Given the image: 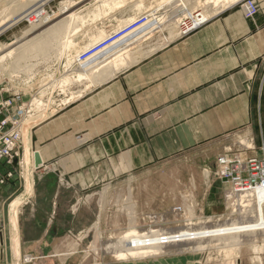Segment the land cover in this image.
<instances>
[{
    "label": "crops",
    "instance_id": "0c3cea01",
    "mask_svg": "<svg viewBox=\"0 0 264 264\" xmlns=\"http://www.w3.org/2000/svg\"><path fill=\"white\" fill-rule=\"evenodd\" d=\"M130 7H111L95 22L79 18L71 53L82 52L131 21L135 13ZM145 31L147 28L107 48L95 63L74 68L65 65V58L58 61L57 38L44 41L45 47L28 45L29 34L20 41L18 66L13 64L11 72L23 64L28 68L35 56L40 59L35 61L34 80L31 71L20 74L23 88L18 104L13 105L14 113L16 107L25 109L20 121L25 124L22 160L28 162L24 169L27 181L9 206L10 223L4 224L0 235V264H25L22 253L28 250H34V258L44 256L43 239L34 243L22 239L21 218L24 204L37 201V188H47L49 180L53 181L55 202L63 195L58 177L74 188L93 186L212 144H227L232 137H245L254 128V108L260 106L257 77L264 64V6L258 17L248 21L227 7L183 36L142 35ZM126 53L132 56L124 68L115 72L105 66ZM79 72L91 79L55 88L59 79L68 76L74 80ZM35 153L41 162L38 168ZM69 194L74 197L73 191ZM35 214L29 213L31 218ZM47 229L51 236L58 234L55 221ZM49 246L65 263L69 249L65 254L66 249L55 243ZM168 261L173 262L161 259L157 264ZM39 262L52 264L53 260L45 257L35 264ZM145 263L152 264L149 260Z\"/></svg>",
    "mask_w": 264,
    "mask_h": 264
},
{
    "label": "rangeland",
    "instance_id": "374dc122",
    "mask_svg": "<svg viewBox=\"0 0 264 264\" xmlns=\"http://www.w3.org/2000/svg\"><path fill=\"white\" fill-rule=\"evenodd\" d=\"M38 1L40 0H15L14 4L9 5L5 0H0V53L23 40L24 33H29L31 24L28 20L30 19L25 17L36 8L35 4ZM212 1H184L189 7L194 6L198 9L197 13L192 15L202 13L214 6L210 17L206 18V21H198V24L197 22L191 23L189 17L185 13L182 14L181 6H178L179 8H175V5L170 7L162 4V0H124L123 6L118 10L131 5L130 8L133 14L135 13L131 21L149 12L146 15L150 14L153 17L147 19L145 23L149 21L151 23L145 28L147 31L150 30L143 32L142 35L147 32L149 36L155 35L161 38L169 36L167 26L169 23L162 22V25H159L157 19L163 21L168 16L173 17L178 14L180 25L175 30L179 36H183L198 29L211 17L227 9L219 11L218 6L207 4ZM91 3H93L92 0H48L40 7L45 13L39 19L56 15L60 9L69 5H71L70 11H75L82 6L88 9ZM263 6L264 0H238L228 8L239 11L242 18L248 21L258 17ZM134 7L138 8V12ZM19 17L22 20L12 26H7L10 21ZM121 26L111 33H106L104 37L115 35L114 33L123 28ZM3 27L7 29H2ZM127 27L129 25L117 33L122 32L121 36H123L128 31ZM111 40H107L105 44L108 45ZM106 48L109 47L105 46L104 49ZM93 49H89V54L93 52ZM104 49L99 50V53L102 54ZM97 53H93V56ZM39 59L38 56L31 58L28 68H24L23 64V68L18 67L19 69H15V72H10L11 60L0 62L4 67L0 69V235L4 230V224L7 222L8 226L10 223L7 218L9 206L20 195L27 181L26 177L24 178V169L28 162L22 160V130L25 124L20 121L25 109L21 110L16 107L15 113L13 111V105L18 104L20 90L23 88L19 77L21 73L31 71L30 78L34 80L35 61ZM69 66L74 67L77 64ZM46 78V81L50 80V77ZM258 85L260 106L254 108L255 126L245 137L238 135L230 138L227 144H212L210 148L176 156L153 168L118 174L105 182L84 188L69 186V183L58 177L60 187L58 189L63 192V195L57 197L58 201L55 202H52L51 194L53 181L49 180L48 189L46 187L37 188L38 200L35 202L29 200L23 206L25 214L21 218V227L24 231L21 236L28 243L43 239L44 256L34 258V250H28L22 253L23 262L35 264L36 260L40 261L48 257L53 260L52 264H108L115 261L111 255L102 254L103 243L115 241L119 235L117 231L122 234L130 227L134 229L153 227L154 230L160 228L163 231L166 228L167 231L176 232L181 228L196 230L253 221L251 209L242 212V216L239 215L240 203L233 197L239 194L241 186L253 188L264 183V64L258 72L256 86ZM70 191H73L74 197L69 194ZM231 194L234 195L231 196ZM29 213L35 214L33 218ZM54 221L58 234L51 236L47 227ZM96 224L97 228H95ZM98 231L100 237L97 235ZM219 239L221 238H214L210 240V244L200 245L196 250L188 247L189 249H182L178 252L175 249L172 254L149 261L152 264H157L161 259L172 260L177 264H264L263 231L255 235L246 233L228 241H219ZM50 243L66 249L65 254L68 253V256L65 263L61 262L63 259L61 255H58L55 249L50 248ZM67 249H69L68 252ZM145 262L135 261L138 264H147ZM168 262V264H174L171 261ZM39 264L44 263L39 262Z\"/></svg>",
    "mask_w": 264,
    "mask_h": 264
},
{
    "label": "bare ground",
    "instance_id": "6f19581e",
    "mask_svg": "<svg viewBox=\"0 0 264 264\" xmlns=\"http://www.w3.org/2000/svg\"><path fill=\"white\" fill-rule=\"evenodd\" d=\"M5 1L9 5L15 3L14 2L15 0H5ZM46 1H48V0L38 1L35 4L36 8L31 10L32 12H29L28 14H26L27 16L25 18L30 19L28 21H30L29 23L31 24V27L29 28V30H30L29 33H24L25 34L24 36L30 34V35H28L29 41L27 44L30 46H33V47L35 45H38V47H41V46L45 47V45H47V44H44L45 43L44 41L50 40L51 36H53L54 38H57L56 40H58V47H59L58 61L61 62L62 58H65L66 60H68L66 63L67 66H69L70 64L71 65L77 64L80 67L81 66L82 67L87 66L90 61L91 62L94 61V63H95V60H97V57L99 55L101 56V53H99V51L96 55L93 56V54H92L89 58H85L83 60L81 59V55L85 51L92 49L93 47L98 45L100 42L104 41V39L106 40L108 36L104 37V38L101 37L100 39H98V41L96 43H94L90 47L86 48L82 52H80L81 50H79V51L75 50V52L72 54L71 53V50H72V42L71 41L73 39L72 38L73 34H75V32L78 29L77 20L79 18H84V20H91L92 22H95L99 18L100 14L106 13V11L108 9H110L111 7L112 8H120L121 6H123L124 0H92V2H93V3H91L92 9L90 8L87 10H86V8H83L81 10L79 8L75 11H70L69 8H71V5H69V6H65L64 8L60 9V11L56 15H52V16H49L47 18L40 20L39 17L42 16L43 13H45V12H43V10L40 9V7L42 4L46 3ZM184 1L185 0H162L161 3L164 5H171V6L175 5V8L178 6H181L182 8H180V10H182V14L185 13V15H187L189 17V20H191V23L193 22V24L196 22H197L196 24H198V21L201 22V20H205L206 18L210 17L209 15L212 12L211 9L203 11L202 13L200 12L196 15L194 14L195 16L192 15L193 13H197L198 9H195L194 6L189 7L188 5H186L184 3ZM237 1L238 0H213L212 2H209L207 4H214L215 6H218L217 10L221 11V10H224L227 7L233 5ZM134 8L136 9V12H138V8L137 7H134ZM200 9H201V7H200ZM169 10H171V9H169ZM180 10H178V11H180ZM84 11L86 12V15L82 16ZM148 13H146V14H148ZM146 14H143L142 16L140 15L139 17L134 18L132 21H130L125 26H127V25L131 26L137 19H139L141 17H146V18H149V17L152 18L153 17V15H150V14L146 15ZM178 17H179L178 14L174 15L173 17L168 16V18H165V20L163 19V21H161V19H157L156 17L155 18L157 19V22L159 23V25H162V22L164 24L169 23L167 25L168 31H169L168 34H169V37L171 38L172 36L177 35L175 29H177L178 26L180 25L179 24L180 22L178 23V20H179ZM155 18H153V19H155ZM20 20H22V18H20V17L17 19L14 18L12 21L9 22V24L7 26H12V25L16 24L17 22H19ZM150 23L151 22L149 21V23L147 22L143 26L136 28V29H133L130 32L125 33L123 36H120L116 41H114L113 43H110L106 46L109 47L108 49H111L112 47L119 44L123 39L130 37L131 35H133V33L149 26ZM154 24L157 25V23H154ZM125 26L123 28H125ZM5 27H3L2 29H4ZM189 27H191V26L189 25ZM6 29L7 28H5V30ZM154 29H156V28H154ZM121 30H119V31H121ZM119 31H117V32H119ZM1 32H3V30ZM117 32L114 34H117ZM184 32H186V31H184ZM146 34L147 33H145V35ZM111 35H113V34H111ZM132 38H133V36H132ZM32 43H34V44H32ZM20 44H21V42H18L15 46H13L9 49H6V51H3L2 53H0V62L11 60L10 66H12L13 64H14V66H18V62H19L18 53L20 50V46H19ZM26 45L23 44V47ZM102 49H104V48H102ZM26 50L27 49H25L24 51H26ZM42 50H43V48H42ZM106 50H107V48L104 49V52ZM127 51H129V50H127ZM78 52H80V53H78ZM104 52H103V54H104ZM108 53H110V52H108ZM23 54H25V53H23ZM129 54L126 53L124 56L122 54L123 58H122V56L119 58L116 57L117 59L115 58L113 61H110L109 64H107L105 66L108 68H112L113 70L115 69V72H117L116 70H120L119 68L125 66L128 62L131 61L132 55L129 56ZM105 66H104V68H105ZM96 67H97L96 65L94 68L91 67V68H93L91 71H94V69H96ZM1 68H4V67H2V65L0 64V69ZM10 72H9V74H10ZM73 78H74V80H72L70 77L67 76L63 80L59 79L55 88H64V87L68 86L69 84H71L73 81L78 82V81H82L83 79L84 80H90L91 76L90 75L88 76L84 72H79ZM22 134L24 137L25 132L23 131ZM24 139L25 138H23V142H24ZM26 173H27V171L24 172V178L26 177ZM241 187L239 190V194L236 193L237 195H235V197H233V198L237 199V201L240 203L239 206L241 209H240L239 215L242 216V212H245L247 209H251V213H252V216L254 218L253 221H250V222H247L244 224H234V225L233 224H226L223 226H218V227H213V228H201V229H196V230H187L185 228H181L179 231H176V232H173L172 230L167 231L166 228H165V231H163L160 228H158V230H154L153 227H152L153 230H152V228H148V229L147 228L146 229L135 228L134 229L133 227H130L129 229L127 228L128 230L126 229V231L124 233L122 232V234L118 233V231H117V234H119L120 236L118 235L117 238L115 237L116 238L115 241H110V242H107L105 244L103 243V246L101 247L102 254L104 256L111 255V258L115 262H130V261H134V262L135 261H138V262L142 261L143 262L146 260H154V259L163 258L164 256H166L168 254H172V252H174L175 249L178 252L181 251L182 249H186L188 247L196 250L200 247V245H206L207 243L210 244V240L212 241V240H214V238H221V239H219V241H228L229 239H236V238H238L241 235L246 234V233L250 234V235H255V234H259L262 231L264 232V184H262V185L259 184V186H256L253 188L245 186L246 188L242 187V189H241ZM233 195L231 194V196H233ZM229 197H230V195H229ZM230 199H231V197H230ZM229 201H232V200H229ZM152 218H154V217H152ZM154 224H159V223H154ZM158 227H160V226H158ZM95 228H97V224L95 225ZM156 228H157V226L155 227V229ZM163 228H164V226H163ZM97 235H99V237H100L99 231L97 232Z\"/></svg>",
    "mask_w": 264,
    "mask_h": 264
},
{
    "label": "built area",
    "instance_id": "2783aa9c",
    "mask_svg": "<svg viewBox=\"0 0 264 264\" xmlns=\"http://www.w3.org/2000/svg\"><path fill=\"white\" fill-rule=\"evenodd\" d=\"M148 18L146 17H141L138 21H135L131 26L127 27L126 30H128L127 32L133 30V29H136V28H139L141 26L144 25V23L147 21ZM125 31V30H124ZM122 35V32L120 33H117L113 36H111L110 38L100 42L98 45H96L95 47H93V52L92 53H88L89 50L85 51L82 55H81V59H85V58H89L91 56V54L95 53V52H98L99 50H101L102 48H104L107 44H105V42L109 39H112L109 43H112L114 41H116L120 36ZM108 43V44H109ZM104 44V45H103ZM91 50V49H90ZM264 184V183H263Z\"/></svg>",
    "mask_w": 264,
    "mask_h": 264
},
{
    "label": "water",
    "instance_id": "95a60500",
    "mask_svg": "<svg viewBox=\"0 0 264 264\" xmlns=\"http://www.w3.org/2000/svg\"><path fill=\"white\" fill-rule=\"evenodd\" d=\"M40 160H39V157H38V155L37 154H35V156H34V165H35V167H38V165H40Z\"/></svg>",
    "mask_w": 264,
    "mask_h": 264
}]
</instances>
